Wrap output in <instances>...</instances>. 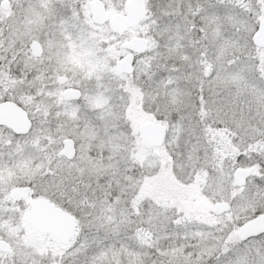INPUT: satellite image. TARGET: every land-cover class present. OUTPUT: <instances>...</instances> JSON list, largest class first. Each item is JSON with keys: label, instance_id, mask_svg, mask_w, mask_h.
Masks as SVG:
<instances>
[{"label": "snow or ice", "instance_id": "1", "mask_svg": "<svg viewBox=\"0 0 264 264\" xmlns=\"http://www.w3.org/2000/svg\"><path fill=\"white\" fill-rule=\"evenodd\" d=\"M0 264H264V0H0Z\"/></svg>", "mask_w": 264, "mask_h": 264}]
</instances>
